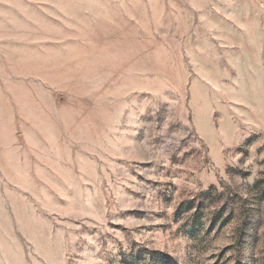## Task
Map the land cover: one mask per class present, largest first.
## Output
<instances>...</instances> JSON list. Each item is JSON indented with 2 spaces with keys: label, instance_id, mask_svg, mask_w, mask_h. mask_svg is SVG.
<instances>
[{
  "label": "rangeland",
  "instance_id": "1",
  "mask_svg": "<svg viewBox=\"0 0 264 264\" xmlns=\"http://www.w3.org/2000/svg\"><path fill=\"white\" fill-rule=\"evenodd\" d=\"M0 264H264V0H0Z\"/></svg>",
  "mask_w": 264,
  "mask_h": 264
}]
</instances>
